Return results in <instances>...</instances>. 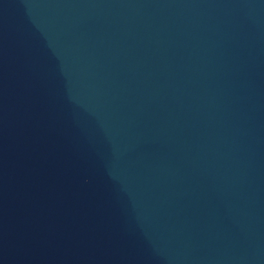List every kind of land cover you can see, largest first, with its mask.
Wrapping results in <instances>:
<instances>
[{
	"label": "water",
	"instance_id": "1",
	"mask_svg": "<svg viewBox=\"0 0 264 264\" xmlns=\"http://www.w3.org/2000/svg\"><path fill=\"white\" fill-rule=\"evenodd\" d=\"M0 264H264V0H0Z\"/></svg>",
	"mask_w": 264,
	"mask_h": 264
}]
</instances>
